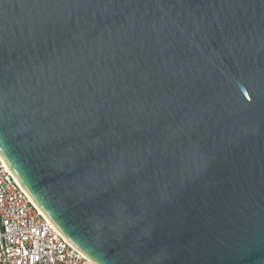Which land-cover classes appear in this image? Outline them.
I'll list each match as a JSON object with an SVG mask.
<instances>
[{"label": "water", "instance_id": "95a60500", "mask_svg": "<svg viewBox=\"0 0 264 264\" xmlns=\"http://www.w3.org/2000/svg\"><path fill=\"white\" fill-rule=\"evenodd\" d=\"M0 155L96 264H264V0H0Z\"/></svg>", "mask_w": 264, "mask_h": 264}, {"label": "built area", "instance_id": "2783aa9c", "mask_svg": "<svg viewBox=\"0 0 264 264\" xmlns=\"http://www.w3.org/2000/svg\"><path fill=\"white\" fill-rule=\"evenodd\" d=\"M0 264H96L47 218L1 155Z\"/></svg>", "mask_w": 264, "mask_h": 264}]
</instances>
